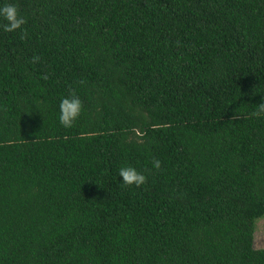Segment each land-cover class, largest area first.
<instances>
[{
	"label": "trees",
	"instance_id": "obj_1",
	"mask_svg": "<svg viewBox=\"0 0 264 264\" xmlns=\"http://www.w3.org/2000/svg\"><path fill=\"white\" fill-rule=\"evenodd\" d=\"M6 4L0 264H264V0Z\"/></svg>",
	"mask_w": 264,
	"mask_h": 264
},
{
	"label": "clouds",
	"instance_id": "obj_2",
	"mask_svg": "<svg viewBox=\"0 0 264 264\" xmlns=\"http://www.w3.org/2000/svg\"><path fill=\"white\" fill-rule=\"evenodd\" d=\"M0 18L5 21L4 24H0V28H2L4 32L12 33L20 30L21 39L27 38V29L23 28L27 21L19 14L18 9L14 4H6L3 7H0ZM33 62H39V57H33ZM82 111V101L76 95L75 91H70L68 96L60 101L59 124L65 129H71L80 118ZM262 113H264V103L258 105V111L254 112L253 115L259 116ZM152 165L157 171H159L161 168V161L153 159ZM118 175L122 178V184L126 187L135 186L139 188L147 182V177L131 166L121 167L118 171Z\"/></svg>",
	"mask_w": 264,
	"mask_h": 264
},
{
	"label": "rangeland",
	"instance_id": "obj_3",
	"mask_svg": "<svg viewBox=\"0 0 264 264\" xmlns=\"http://www.w3.org/2000/svg\"><path fill=\"white\" fill-rule=\"evenodd\" d=\"M253 245L256 249H264V218L255 224Z\"/></svg>",
	"mask_w": 264,
	"mask_h": 264
}]
</instances>
